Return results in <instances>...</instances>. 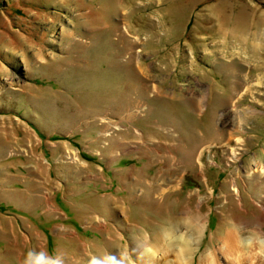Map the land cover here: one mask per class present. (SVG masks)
I'll return each instance as SVG.
<instances>
[{"label": "rangeland", "instance_id": "1", "mask_svg": "<svg viewBox=\"0 0 264 264\" xmlns=\"http://www.w3.org/2000/svg\"><path fill=\"white\" fill-rule=\"evenodd\" d=\"M134 5L148 7L134 11L131 5L128 17L126 5L114 0H0V264H25L29 253L41 264H124L127 258L141 264L128 242L154 230L148 208L157 196H140L150 190L152 196L165 192L158 199L175 215L188 193H211L204 246L221 232L217 199L221 187L230 189V180L224 185L230 173L237 174L235 186L243 195L264 187L249 182L258 171L250 159L264 154L258 122L264 120V20L252 23L261 32L250 36L257 39L255 52L242 49L230 27L240 18L247 21L240 14L252 7L264 12V0ZM216 9L221 15L211 14ZM177 10L187 12L179 16ZM242 83L250 90L248 101L262 105L254 108L258 119L245 125L243 143L234 137V151L202 144L201 166L198 151L179 142L181 132L200 138L208 125L225 133L226 99L237 102ZM5 190L21 192L14 208L38 222L10 212ZM1 211L15 216L14 225L3 222ZM7 228L21 230L13 245L19 258L8 257ZM25 240L28 250L22 248Z\"/></svg>", "mask_w": 264, "mask_h": 264}, {"label": "bare ground", "instance_id": "2", "mask_svg": "<svg viewBox=\"0 0 264 264\" xmlns=\"http://www.w3.org/2000/svg\"><path fill=\"white\" fill-rule=\"evenodd\" d=\"M134 1L135 0H114V2L117 4L126 5L125 8L129 10V13L126 14L128 17L133 15L131 5L133 6L134 11H141V9L148 7V5H134ZM215 7L216 6H211L212 9ZM205 9L208 11V6H206ZM237 9H240L239 5H237ZM228 11L231 10H227V13ZM186 12L187 10H177L176 13L179 16H184ZM219 12L220 11L216 9L210 13L212 15H216V13ZM219 15H221V13H219ZM240 16L247 21H244L240 18V20L237 22H231L232 25L230 27L233 29L232 37L239 43V45L242 46V49L243 47H248L251 52H255L254 50L256 44L254 42H256L257 39L250 36L258 35L261 32L258 28L259 25H255L252 28V23L259 22L260 19L264 20V12L257 14L256 8L252 7L245 14H240ZM220 27L223 29L228 28L225 21L220 22L219 28ZM1 61L2 60H0V62ZM223 67L227 68L228 70H233V72H238L240 70L237 67L231 69L228 65ZM81 68L82 67L80 66V69ZM260 71L264 70L261 69ZM130 74L131 73H128L125 78L127 79ZM227 74H229V72H227ZM86 75L89 76L91 74L87 72L84 74V76ZM251 75V73L248 75L250 77H248L247 80L251 78ZM238 84L239 82H237V85ZM244 88L245 84L242 83V86L239 90V92L242 91V94L237 99V102H233V98L230 101L226 99L225 105H228V108L223 110V117L227 122V125L224 127L226 130L225 133L213 132L208 125L203 127L204 133L200 138H197V136L193 135L192 133L184 134L181 132L182 135L179 137V142H186V146L190 152L198 151V161L201 166L203 151L200 150V148L202 144H208V146L211 147V143L214 142L216 146L221 144V147H225L230 149V151H234L233 144H237L234 141V137H237V140L241 143L244 142L243 129L245 128V125L248 121L257 118L255 109L257 107H262V105L258 104L257 102L248 101L247 97L250 94V90H244ZM196 90L201 95V89L199 85L196 86ZM209 92L214 97L213 92ZM239 92L237 91L233 96H238ZM252 95L257 97L256 94ZM215 100L219 104V97L215 98ZM245 102H248L249 105H252L250 106V109H239L238 107L243 105ZM191 106L193 105L189 102V107ZM195 112L196 109L191 111V113ZM258 122L262 125V130H264V120L262 122L259 120ZM229 127H231L230 131H228ZM248 130L250 131V129ZM242 146L245 147L246 145ZM253 157V159H250V163H253L258 171L250 176L249 182L253 183L256 181L257 183L264 184V173L259 172V167L264 165V154L260 155L257 153L255 155L254 153ZM249 164L243 167L244 172H248L247 170ZM236 175V173H230L228 179L224 181V185L228 183V180H230L232 185L230 186L228 192L225 191L224 187H221L220 198L217 199V202L220 205L218 209L219 215L221 217L218 230L221 232L215 237V239L210 237L209 242L204 244V246L201 243V239L205 234V224L208 215V213L205 211V207H208L209 205L211 193H205L204 196L200 195V191H197L194 194H192V192L188 193L186 199L179 200L177 215L174 214L172 208H166V206L160 203L158 196H162L165 192L159 191L155 196H152V190L148 191L147 193L140 194V196L142 195L146 198H155L157 196V199L155 198L157 201L156 205L150 206L148 208L150 218L155 220L154 230L148 235H131L130 237H132V239H130L128 242L130 249L136 256L140 258L141 264H243L244 261L251 262L252 260L259 261L260 264H264L262 261H260V259H264V187H250L249 189L252 192L248 193L247 195H243V193L239 191L238 187L235 186ZM255 177H259L261 181L256 180ZM204 186L207 188L206 184H204ZM177 189L179 193L180 186ZM3 195H7L9 198L10 212L17 213V216L20 219L21 217L25 218L27 223L38 222L34 221L36 219L35 215H24L21 212H17V209L14 208L16 205L15 203L19 202L23 196L21 192L14 191L8 193L5 190L3 191ZM242 195L245 196V198ZM10 199H13V201ZM244 200L252 203L251 206H247ZM5 214L6 211H1V218L3 222L6 224L13 223L14 225L15 219L13 217L15 216L11 214L13 217H7ZM116 225L119 226L118 223ZM102 227L107 229V225L105 224ZM43 228L37 230H41L45 236L49 235L46 230H43ZM17 232L22 234L21 230L16 228L5 229V233L9 237V242L5 243V245L11 249L8 255L9 258H11L10 256L14 255L17 258L21 256L20 250H14L13 248L14 243L18 240V237H16ZM169 234L172 235V238H170L168 242H165V240L168 239L167 236ZM12 236L14 238H12ZM22 242V248L28 250L25 245L28 243V241L25 240ZM3 247L4 243L2 242L0 245V254L2 255L5 254ZM162 249L165 250L164 253H162ZM116 250V252H119L121 249L116 246ZM77 253L79 255L80 252ZM78 260L80 261L81 257H79ZM1 262L2 264H10L6 262V259H2ZM87 264H91V262L89 261ZM124 264L140 263L138 261L137 263L136 261L129 263L127 258Z\"/></svg>", "mask_w": 264, "mask_h": 264}, {"label": "clouds", "instance_id": "3", "mask_svg": "<svg viewBox=\"0 0 264 264\" xmlns=\"http://www.w3.org/2000/svg\"><path fill=\"white\" fill-rule=\"evenodd\" d=\"M31 254L29 253L28 256L25 259V264H41L40 259L38 258L37 260L33 261L30 259ZM110 264H116V261L113 259Z\"/></svg>", "mask_w": 264, "mask_h": 264}]
</instances>
